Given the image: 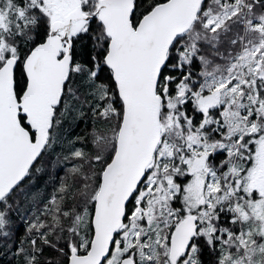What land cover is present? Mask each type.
<instances>
[{
  "label": "snow or ice",
  "instance_id": "6c2138e0",
  "mask_svg": "<svg viewBox=\"0 0 264 264\" xmlns=\"http://www.w3.org/2000/svg\"><path fill=\"white\" fill-rule=\"evenodd\" d=\"M0 264H264V0H0Z\"/></svg>",
  "mask_w": 264,
  "mask_h": 264
}]
</instances>
